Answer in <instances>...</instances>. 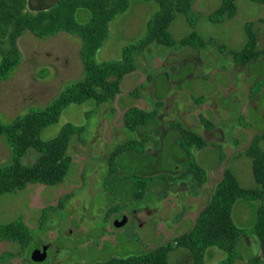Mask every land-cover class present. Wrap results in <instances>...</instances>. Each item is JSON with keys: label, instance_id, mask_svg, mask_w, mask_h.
Instances as JSON below:
<instances>
[{"label": "rangeland", "instance_id": "rangeland-1", "mask_svg": "<svg viewBox=\"0 0 264 264\" xmlns=\"http://www.w3.org/2000/svg\"><path fill=\"white\" fill-rule=\"evenodd\" d=\"M28 2L29 10L36 12L55 5L56 0ZM237 3L238 16L217 24L208 16L221 0H195V30L204 39L217 40V45L203 50L151 46L136 56L137 69L123 80L120 99L99 106L94 101L71 105L58 124L42 132V139L51 140L65 124L85 128L81 140L75 139L71 145L73 163L64 184L30 185L16 195L0 197V224L26 218L33 237L24 249L17 243H1L0 256L18 253L21 260L15 261L17 264H95L143 255L193 228L226 169L241 188H258L247 150L252 140L264 133V6L249 0ZM157 10L154 2L131 0L130 10L111 23L110 38L98 51L97 61H120L123 47L146 35L147 24ZM89 18L87 11L76 16L81 24ZM249 22L254 24L257 50L262 55L242 66L230 51L245 47V25ZM192 31L183 15H178L170 29L179 41ZM221 45L228 50L222 52ZM19 48L21 67L10 83L0 88V96H15L18 104L9 117L26 111L25 97L31 100L29 105L45 108L65 86L83 79L81 41L74 36L61 34L40 40L27 32L19 40ZM200 98L203 100L198 104ZM159 104L162 107L158 108ZM131 107L159 109V115L144 128L130 132L124 125V114ZM208 122L212 125L209 129ZM177 126L201 135L208 143L207 148L193 152L208 175L201 188L193 178H182L188 163ZM143 136L148 139L145 154H122L117 159L116 173L111 174L109 158L113 151ZM37 156L31 151L24 164L33 165ZM135 177L164 180L151 184L144 200L136 201L131 193V178ZM66 194H71V199L65 208H57L59 199ZM260 205L261 202H238L233 211L236 225L251 228ZM50 207L42 223L39 219L43 209ZM124 214H129L128 223L117 227L114 221ZM252 237L256 243L249 237L241 239L243 260L237 264H250L261 255L259 242ZM39 241L53 245L44 262L33 259ZM224 258L225 254L214 248L206 264H219ZM168 259L169 264H193L192 255L185 249L171 252Z\"/></svg>", "mask_w": 264, "mask_h": 264}, {"label": "trees", "instance_id": "trees-1", "mask_svg": "<svg viewBox=\"0 0 264 264\" xmlns=\"http://www.w3.org/2000/svg\"><path fill=\"white\" fill-rule=\"evenodd\" d=\"M143 3L154 2L157 12L147 24L146 35L138 42L124 46L120 61H97L98 51L110 38L111 23L131 8V0H56L55 5L36 12L29 10L28 0H0V82L8 80L22 63L19 48L20 38L27 32L40 40L54 38L66 33L81 41L80 58L83 65V79L63 88L60 94L45 108H33L27 114L20 115L11 123H4L0 116V138H4L11 151L10 163L0 168V197L15 195L30 185L55 187L64 184L69 174L73 157L70 148L75 139L81 140L85 128L65 124L60 134L51 140L41 138L42 132L60 122L64 110L71 105H83L94 101L98 106L114 102L121 93L123 80L137 69L136 56L145 53L151 46L191 47L203 50L217 45V40L204 39L195 30L193 5L195 0H137ZM264 6V0H249ZM238 0H221L220 6L208 16L212 23L224 24L234 20L239 14ZM80 11L90 14L88 22L81 24L76 20ZM178 15H183L192 28V33L182 40H176L170 32ZM254 24L245 25L246 45L239 51L231 50L234 60L242 66L257 61L262 53L257 50ZM7 45L6 48L4 46ZM221 51L227 49L220 46ZM140 88L135 89L138 95ZM203 100L199 99L198 104ZM162 105V103H161ZM160 104L158 108L162 107ZM159 109L146 111L138 107L129 108L124 114V125L130 132L144 128L157 119ZM212 125L206 123V128ZM180 147L187 156V168L182 178H193L197 187H203L208 181L207 171L197 163L194 151L208 147L207 141L199 134L180 126ZM143 136L140 141H128L117 147L110 155L111 174L116 173L117 159L124 153L145 154ZM31 151L38 156L31 166L24 159ZM247 156L252 160V168L257 189H243L236 177L226 169L208 204L199 213L193 228L172 239L165 245L139 256L112 258L95 264H169V254L177 249L190 252L193 264H206L211 249L225 254L219 264H237L243 260L239 243L243 237L255 236L259 242L261 255L253 258L250 264H264V133L257 135L251 142ZM164 178H131V193L136 201L144 200L151 184ZM71 194L59 199L57 208H65ZM261 202L256 211V221L249 229L236 225L233 211L238 202ZM44 208L40 217L43 223L47 212ZM253 238V237H252ZM33 241L30 226L23 217L0 224V244L17 243L23 249ZM256 243V242H255ZM19 254L6 252L0 261L16 263L21 260ZM2 264V263H1ZM17 264V263H16Z\"/></svg>", "mask_w": 264, "mask_h": 264}, {"label": "crops", "instance_id": "crops-1", "mask_svg": "<svg viewBox=\"0 0 264 264\" xmlns=\"http://www.w3.org/2000/svg\"><path fill=\"white\" fill-rule=\"evenodd\" d=\"M52 7V6H51ZM50 8V7H48ZM47 8V9H48ZM61 34H66V33H61ZM60 34V35H61ZM69 35V34H67ZM59 36V35H58ZM57 37V36H56ZM22 38V37H21ZM20 38V39H21ZM55 38V37H54ZM22 64V63H21ZM20 66L17 68V70L14 72V74L6 81H2L0 82V88L11 82V80L14 79V77L17 75V72L19 71ZM121 96H118L117 99H120ZM15 96H0V116L1 119L4 123H11L14 119H16L18 116L23 115V114H27L31 109L33 108H38L36 105H29V103H27L30 99L25 97V100L27 101L25 103L24 108H25V112L19 115H16L15 117H9L10 112L15 111L18 107V104H16V100L14 99ZM36 100V98H34ZM33 100V99H32ZM140 100V99H139ZM31 101V100H30ZM42 109V108H40ZM11 160V151L10 148L6 142V140L4 138H0V168L8 165L10 163ZM16 195V194H15ZM26 217V216H25ZM26 221V218H25ZM26 223L28 224V222L26 221ZM249 239H251V241L253 242L254 239L252 237H249ZM255 242V241H254Z\"/></svg>", "mask_w": 264, "mask_h": 264}, {"label": "water", "instance_id": "water-1", "mask_svg": "<svg viewBox=\"0 0 264 264\" xmlns=\"http://www.w3.org/2000/svg\"><path fill=\"white\" fill-rule=\"evenodd\" d=\"M128 223V217L126 215L119 217L115 221L117 227H124ZM48 258V247L43 245H36L33 251V259L38 262H44Z\"/></svg>", "mask_w": 264, "mask_h": 264}, {"label": "flooded vegetation", "instance_id": "flooded-vegetation-1", "mask_svg": "<svg viewBox=\"0 0 264 264\" xmlns=\"http://www.w3.org/2000/svg\"><path fill=\"white\" fill-rule=\"evenodd\" d=\"M124 215H126V216L128 217V220H129V214H124ZM116 220H117V219H116ZM116 220H115V221H116ZM115 221H114V222H115ZM38 244L48 247V256H49L50 250L52 249L53 245H52L50 242H43V241H39V242H37L36 245H38ZM36 245H35V246H36ZM34 250H35V247H34Z\"/></svg>", "mask_w": 264, "mask_h": 264}]
</instances>
